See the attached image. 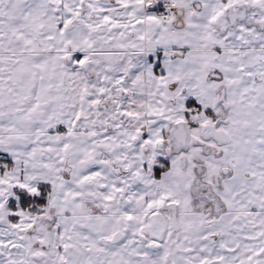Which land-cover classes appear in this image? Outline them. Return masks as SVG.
Segmentation results:
<instances>
[{
	"label": "snow or ice",
	"instance_id": "obj_1",
	"mask_svg": "<svg viewBox=\"0 0 264 264\" xmlns=\"http://www.w3.org/2000/svg\"><path fill=\"white\" fill-rule=\"evenodd\" d=\"M0 264H264V0H0Z\"/></svg>",
	"mask_w": 264,
	"mask_h": 264
}]
</instances>
